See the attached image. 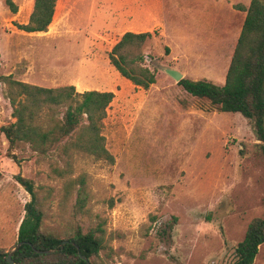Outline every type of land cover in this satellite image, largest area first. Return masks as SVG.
<instances>
[{
	"label": "rangeland",
	"instance_id": "374dc122",
	"mask_svg": "<svg viewBox=\"0 0 264 264\" xmlns=\"http://www.w3.org/2000/svg\"><path fill=\"white\" fill-rule=\"evenodd\" d=\"M11 1L15 13L0 0V74L113 92L101 133L114 163L75 152L59 176L56 152L10 148L0 131V248L14 249L30 200L20 174L34 183L44 231L101 226L105 264H233L250 221L264 218V157L252 122L189 95L163 69L222 86L245 17L236 6L250 0H56L39 33L17 28L34 0ZM127 31L152 33L142 49L156 79L147 90L109 62ZM6 91L0 83V128L15 121ZM79 177L86 199L75 211ZM253 264H264V243Z\"/></svg>",
	"mask_w": 264,
	"mask_h": 264
},
{
	"label": "trees",
	"instance_id": "16d2710c",
	"mask_svg": "<svg viewBox=\"0 0 264 264\" xmlns=\"http://www.w3.org/2000/svg\"><path fill=\"white\" fill-rule=\"evenodd\" d=\"M6 3L11 12L17 11L11 0H6ZM55 6L56 0H34L28 22L17 25V28L26 33L46 32ZM236 8L244 11L245 17L224 84L218 86L207 80L188 78L181 79L177 84L189 95L209 102L219 112L239 113L250 120L259 142L255 147L264 157V0H250L247 8L241 5ZM151 38L150 32L127 31L108 55L110 64L120 76L144 90L149 89L156 80L155 72L144 64L142 53L144 45ZM0 83L7 85L6 98L15 119L0 128L10 148L24 144L40 155L56 152L57 160L65 164V169H56L59 176L70 169V160L75 152L114 163V157L106 149L101 133L113 92H78L72 85L45 88L15 81L1 74ZM61 108L63 111L59 112ZM15 180L28 193L30 200L24 205V216L14 243L16 249L12 252L0 248V264H9L7 254L10 252L14 264H86L80 255L85 256L89 264H105L101 256L104 232L99 224L85 232L76 225L63 236L44 231L43 212L33 181L20 174L15 176ZM77 182L75 211H81L86 199L85 183L82 177ZM171 220L169 229H172L176 218L172 217ZM65 240L74 245H62ZM18 243L22 244L17 247ZM263 243L264 218H255L250 221L243 239L234 249L233 264H253Z\"/></svg>",
	"mask_w": 264,
	"mask_h": 264
},
{
	"label": "water",
	"instance_id": "95a60500",
	"mask_svg": "<svg viewBox=\"0 0 264 264\" xmlns=\"http://www.w3.org/2000/svg\"><path fill=\"white\" fill-rule=\"evenodd\" d=\"M164 70V72L167 74V75H169L172 79H174L177 83L181 80V79H183L184 77H183V74L181 73V72H179L178 70H175V69H163ZM71 244V245H74V243L73 242H70V241H67V240H65V241H62V245H64V244ZM22 243H18L17 244V247L18 246H20ZM15 249H16V247L12 250V252L13 251H15ZM12 252H10V253H8L7 254V261H8V263L9 264H14V261L12 260ZM37 252H39V251H37ZM42 252H49V251H42ZM78 255H80V253L78 252ZM80 257H81V259H83L85 262H86V264H89V262H88V260H87V258L85 257V256H81L80 255Z\"/></svg>",
	"mask_w": 264,
	"mask_h": 264
},
{
	"label": "crops",
	"instance_id": "0c3cea01",
	"mask_svg": "<svg viewBox=\"0 0 264 264\" xmlns=\"http://www.w3.org/2000/svg\"><path fill=\"white\" fill-rule=\"evenodd\" d=\"M237 41V40H236ZM236 44V43H235ZM180 72V71H179ZM182 73V72H181ZM183 74V73H182ZM184 77V76H183ZM83 92V91H82Z\"/></svg>",
	"mask_w": 264,
	"mask_h": 264
},
{
	"label": "bare ground",
	"instance_id": "6f19581e",
	"mask_svg": "<svg viewBox=\"0 0 264 264\" xmlns=\"http://www.w3.org/2000/svg\"><path fill=\"white\" fill-rule=\"evenodd\" d=\"M43 32V31H42Z\"/></svg>",
	"mask_w": 264,
	"mask_h": 264
}]
</instances>
